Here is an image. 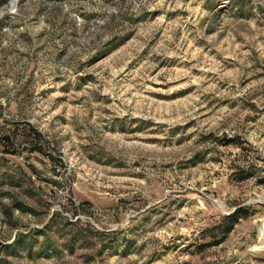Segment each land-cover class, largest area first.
Returning a JSON list of instances; mask_svg holds the SVG:
<instances>
[{"label": "rangeland", "instance_id": "374dc122", "mask_svg": "<svg viewBox=\"0 0 264 264\" xmlns=\"http://www.w3.org/2000/svg\"><path fill=\"white\" fill-rule=\"evenodd\" d=\"M10 4L0 264H264V0Z\"/></svg>", "mask_w": 264, "mask_h": 264}, {"label": "trees", "instance_id": "16d2710c", "mask_svg": "<svg viewBox=\"0 0 264 264\" xmlns=\"http://www.w3.org/2000/svg\"><path fill=\"white\" fill-rule=\"evenodd\" d=\"M6 140H7V142H8L9 144H11L12 146H16V144H17V143L15 142V140H14L13 138H11V137H7ZM38 150H40V149H38ZM32 171L35 172L34 169H33V167H32ZM25 175H26V173H25ZM27 181H28V183H29V187H33L34 183L32 182V178H31V177L27 178ZM36 191H41V189H40V188H37ZM11 202H12L14 208H12V209H8V211L6 210V213H9L10 215L12 214V212L14 211V209H16V208H21V207H20V204H21V203H19V201H17V200L15 201V200L12 198ZM236 216H237V215H235V216H231V217H230L231 219H233L232 226H234V225L237 223V221H238V218H237Z\"/></svg>", "mask_w": 264, "mask_h": 264}, {"label": "water", "instance_id": "95a60500", "mask_svg": "<svg viewBox=\"0 0 264 264\" xmlns=\"http://www.w3.org/2000/svg\"><path fill=\"white\" fill-rule=\"evenodd\" d=\"M17 3H18V0H11V4H10L11 14L15 13V11L17 9Z\"/></svg>", "mask_w": 264, "mask_h": 264}]
</instances>
